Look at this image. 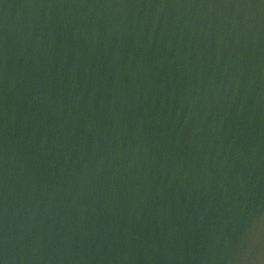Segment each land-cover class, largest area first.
<instances>
[{
  "label": "water",
  "instance_id": "1",
  "mask_svg": "<svg viewBox=\"0 0 264 264\" xmlns=\"http://www.w3.org/2000/svg\"><path fill=\"white\" fill-rule=\"evenodd\" d=\"M0 264H264V0H0Z\"/></svg>",
  "mask_w": 264,
  "mask_h": 264
}]
</instances>
